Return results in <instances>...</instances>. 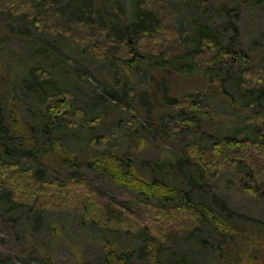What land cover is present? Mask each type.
Returning a JSON list of instances; mask_svg holds the SVG:
<instances>
[{
  "label": "rangeland",
  "instance_id": "obj_1",
  "mask_svg": "<svg viewBox=\"0 0 264 264\" xmlns=\"http://www.w3.org/2000/svg\"><path fill=\"white\" fill-rule=\"evenodd\" d=\"M53 1L61 7L75 5V10L80 8L75 14L79 17L102 18L103 24L115 33L124 27V18L129 19V23L140 19L141 11L135 6L136 0ZM160 1L154 0L163 12ZM163 1L171 4L172 13L165 15L167 25L174 27L175 32L189 35L190 50H204L200 41L202 33L212 32L222 47L241 51L248 57L250 66L264 70V0H256V3L253 0H210L206 7L199 5L202 0H195L193 6L185 0ZM166 37L162 40L155 37L154 41L147 43L160 49L167 48L172 39L168 43L164 41ZM143 53L146 54V50ZM215 55L213 52L209 59ZM232 57L235 55L229 54L225 58L223 68L207 72L195 64L191 56L164 64L163 57L152 55L123 72L122 64L113 54L99 61L87 53L86 48L77 46L66 31L62 36L47 34L37 29L31 18L1 11L0 134L7 128L11 108L17 109L33 125L45 127L46 124L41 122L42 98L67 91L72 94V120L75 119L74 110L85 113L84 118L70 128L61 126L53 130L54 126H47L48 137L40 136L38 144L50 147L56 140L64 139L69 152L73 151L79 157L104 156L112 148L131 153L139 146L135 152L136 165L139 172L149 178V161L169 163L173 160L175 164L183 161L188 144H210L209 133L250 134L249 119L256 121L258 113L257 109L250 108L254 98L246 93L242 83L244 65ZM180 61L186 64L181 66ZM181 67H184L185 74L180 77ZM39 69L52 76L42 86L34 77V71ZM123 77L126 82L121 87ZM219 86L220 90H216ZM142 91L146 92L141 95ZM210 91L215 95H209ZM221 92L222 96H216ZM176 96L180 101L197 96L200 106L196 110H181L172 104L164 105ZM143 104L148 110L141 107ZM185 119L200 125L192 127ZM132 120L137 124L134 125ZM104 135H107L105 140L94 143V138ZM17 155L25 168L43 169L41 173L48 182L58 180L65 184L75 175L87 180L110 213L116 216L125 214L128 220L122 230L117 224L108 227L85 221L79 212L82 205L79 195H83L84 186L80 188L74 184L66 188L65 196V189L61 190L63 198H57L58 204L57 200L50 203L47 200V204L45 201L40 208L32 209L34 203L31 200L21 199L28 206L13 203L7 200L6 194L15 183L0 174V264H43L45 257H52L57 264H103L105 252L110 247L131 253L133 261L141 264H156V260L160 264L235 263L232 256L220 260V252L213 246L217 244V238L210 218L199 219L196 226L199 228L195 230V227L190 233L186 232L191 228L188 216H184L182 222L171 219L169 227L160 226L163 242L155 247L144 228L155 236L151 227L164 218L143 208L145 197L127 193L99 171L58 165L59 161L53 155L46 158L45 164L38 149L19 150ZM254 156L264 165V155ZM184 162L179 171L174 166L171 170L164 169L168 183L187 191L194 189L195 199L211 207L224 223L229 222L244 235L243 243L240 242L241 255L243 247L248 250L253 246L255 250L251 261L246 260V256L240 264H264V195L247 194L234 169H223L213 178L203 180L195 163ZM132 223L142 230H126Z\"/></svg>",
  "mask_w": 264,
  "mask_h": 264
},
{
  "label": "trees",
  "instance_id": "obj_2",
  "mask_svg": "<svg viewBox=\"0 0 264 264\" xmlns=\"http://www.w3.org/2000/svg\"><path fill=\"white\" fill-rule=\"evenodd\" d=\"M209 1L202 0V3L199 1V5L206 7ZM253 1L256 3V0ZM160 2H162L164 7L163 12L160 11L161 8H157L154 0L153 2L149 0H136L135 6L141 11L139 14L140 19L134 23H129V19L124 18V27L118 33L108 29L103 24L102 18H95L94 16L79 17V15L75 14L80 12V8L75 10V5H63L61 7L59 4L54 3L53 0H43V2L37 0L34 2L33 0H0V12L8 11L11 15L21 14L27 18H31L37 29L47 34L53 33L62 36L66 31L77 46L81 49L86 48V52L99 61H103L113 54L116 61L122 64L123 72L129 70L131 65L143 62V59L148 60V57L152 55L159 58L163 57L164 64L169 63L171 60H178L183 56H191L195 64L201 66L207 72H212L211 70L223 68L226 64L225 58L229 54H233L235 55V57H232L234 61L241 60L244 65V69L241 71L242 83L244 84L246 93L254 98L251 101L250 108L257 109L258 113L255 115L256 121H250L251 118L249 119V123L251 124L250 134L242 136L238 133L235 136H227L219 132H208L211 140L210 144L208 146H202L200 143L188 144L183 161H179L176 164L172 162L173 160L169 163L149 161L151 174L149 178H145L139 172L136 165L135 152L139 150V146H136V150L131 153L112 148L104 156L79 157L73 151L69 152L64 146V139L56 140L50 147L38 144L39 137L47 135V126H54L53 130H58L61 126L70 128L74 126L77 120L84 118L85 115L80 110H74L75 119L72 120V114H70L72 110V94L67 91L52 93L51 95H46L41 100V104L44 106L41 122L46 124L45 127L44 125H33L15 108H11L7 117L5 134H0V174L8 179L10 183H15V186L8 188L9 193L6 194L7 200L27 206L28 204L21 199L31 200L34 203L31 204L33 206L32 209H36V207H39L45 201L47 204V200L50 203L55 202L57 198L58 200L63 198L61 190L65 189V196L66 188L73 184L80 188L84 186L83 195H79L82 204L79 212H81V216L85 221H90L96 225L105 224L108 227H113L117 224L119 230H122L123 226L127 225L126 220L128 219L125 218V214L116 216L110 213L107 206L102 204V200L98 197L96 190L91 188L87 180L75 175L71 181L65 184L58 180L48 182L41 173L43 169L40 168L35 171L32 168L22 166L17 155L19 150L38 149L45 164H47L45 162L46 158L53 155L59 161L58 165L67 166L72 169L87 167L91 170L99 171L120 185L127 193L145 197L147 200L142 204L143 208L150 213L161 216L166 221L162 220L160 223L154 225L155 229L151 227V231L155 236L147 228H144L146 236H151L150 240L152 241L150 243H154L155 247H159L163 242V235H160L161 232L159 231L160 226L169 227L171 219L182 222L184 221V216H188L191 228L186 231V228L180 227L190 233L197 226L199 219L207 217L212 221L213 230L217 238V244L213 246L220 252V260L225 259L227 256H232L235 257L234 264H240L239 262H243V259L247 256L246 260L251 261L253 251L255 250L253 246L248 250H244L243 247L242 255L240 252V242L244 241V235L238 232L236 227L232 226V224L230 225L229 222V225L224 223L217 212L211 207L195 199L194 189L187 191L170 185L166 179L168 175L164 171L171 170L172 166L179 171L182 162H193L198 169L197 173L199 176L203 180H207L213 178L218 171L234 169L238 172L240 185L247 194L252 196L264 195V165L259 163L257 156H254L264 155V70L250 66L248 64V57H245L241 51L232 50L230 47H222L212 32L202 33L200 41L204 50H190L187 43L189 42V35L185 33L182 35L178 31L176 33L174 27L167 25L168 19L165 18V15L172 13L171 4L163 0ZM185 2L193 6L195 0H185ZM70 3L73 4L75 1H71ZM65 26L67 29L64 28ZM166 35L167 37L164 41L169 43V40L172 39L167 48L160 49V47H153L148 44L154 41L155 37L158 39L159 37L157 36H162L159 38L162 40ZM96 38L98 40L94 42ZM143 50H146V54L143 53ZM157 50L160 52L158 53ZM213 52H216L215 57L209 59ZM160 64L162 63L160 62ZM183 64L186 63L183 61L179 62V65L183 66ZM181 68L180 77L185 74L184 67ZM34 74L36 81L41 86L49 82L52 77L49 72L43 69H39L37 72L34 71ZM155 74L154 72V76H156ZM121 80L120 86L124 87L126 82L124 77ZM201 82L203 83V81ZM233 82H236V79ZM148 90L151 91L152 88ZM216 90H220V86ZM0 91H2L1 86ZM146 91H142L141 95ZM209 95H215V92L211 93L210 91ZM219 95L222 96L223 92L216 94V96ZM196 98L188 96L183 101H180L176 96L171 98L168 104L165 103L164 105L172 104L181 110L189 108L196 110L200 106ZM141 107L147 109L144 104ZM185 120H187V122L185 121L186 124L192 127L200 125L198 122L190 119ZM132 123L134 125L137 124L133 120ZM4 138L7 140L5 141ZM105 138H107V135L94 138L93 141L95 143L96 141L99 142V139L105 140ZM91 143L93 142L91 141ZM62 148L63 150H61ZM57 164L50 165L58 166ZM58 200L56 201L57 204ZM61 201L66 205L64 199ZM43 208L46 209V207ZM198 228L196 227L195 230ZM137 229L142 230L141 227L136 228L135 224L132 223L126 230L135 231ZM164 238L166 239V235ZM157 263H159L158 260H156ZM43 264H57V262L52 257H45ZM103 264L141 263H135L131 253L119 252L116 248L110 247L105 252Z\"/></svg>",
  "mask_w": 264,
  "mask_h": 264
}]
</instances>
